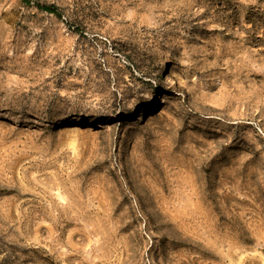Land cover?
I'll return each mask as SVG.
<instances>
[{"label": "rangeland", "instance_id": "rangeland-1", "mask_svg": "<svg viewBox=\"0 0 264 264\" xmlns=\"http://www.w3.org/2000/svg\"><path fill=\"white\" fill-rule=\"evenodd\" d=\"M0 264H264V0H0Z\"/></svg>", "mask_w": 264, "mask_h": 264}, {"label": "bare ground", "instance_id": "bare-ground-1", "mask_svg": "<svg viewBox=\"0 0 264 264\" xmlns=\"http://www.w3.org/2000/svg\"><path fill=\"white\" fill-rule=\"evenodd\" d=\"M167 81H169V83L171 82L170 79H168ZM158 103H159L158 101H157V103H155V101H153V105L150 107L149 111H147L146 116L150 117L155 112V109H156V106L158 105ZM119 117L120 118L125 117V114H123V113L114 114L111 117V119H112V121H113V119L118 120ZM107 121H109V120L104 121V123H106ZM62 122H63L62 124L66 123V121H62ZM94 123H95V125H98V126H102V124H103L102 122H99V121H96V120H95Z\"/></svg>", "mask_w": 264, "mask_h": 264}, {"label": "trees", "instance_id": "trees-1", "mask_svg": "<svg viewBox=\"0 0 264 264\" xmlns=\"http://www.w3.org/2000/svg\"><path fill=\"white\" fill-rule=\"evenodd\" d=\"M43 10L50 11L53 14H57L56 11L50 9L49 7H42Z\"/></svg>", "mask_w": 264, "mask_h": 264}]
</instances>
